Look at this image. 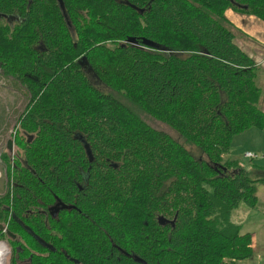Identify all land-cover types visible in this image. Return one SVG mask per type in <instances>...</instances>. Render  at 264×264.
<instances>
[{"label": "trees", "instance_id": "obj_1", "mask_svg": "<svg viewBox=\"0 0 264 264\" xmlns=\"http://www.w3.org/2000/svg\"><path fill=\"white\" fill-rule=\"evenodd\" d=\"M61 2L0 0V70L29 98L18 118L17 155L12 163L2 156L10 183L0 221L22 239L18 256L28 254L29 236L12 213L55 247L48 262L73 264L60 249L74 255L76 242L90 254L108 251L99 230L94 240L83 225L90 240L75 237V209L42 226L37 207L59 201L81 209L86 224H107L114 245L142 264L251 258L252 236L231 214L240 203L256 206L264 168L254 165L262 173L252 177L228 154L234 136L264 128L260 67L236 43L239 31L224 12L264 21V0ZM94 78L200 155L101 91ZM126 255L124 264H140Z\"/></svg>", "mask_w": 264, "mask_h": 264}, {"label": "rangeland", "instance_id": "obj_2", "mask_svg": "<svg viewBox=\"0 0 264 264\" xmlns=\"http://www.w3.org/2000/svg\"><path fill=\"white\" fill-rule=\"evenodd\" d=\"M241 37L242 36H238ZM243 40V39H242ZM248 42L247 40H245ZM243 42V41H242ZM262 68L259 70L258 84H264L262 78ZM93 76V75H92ZM101 91L113 94L116 98L121 100L126 106L134 111L141 119L148 123L151 127L168 133L175 140L182 143L195 157L200 155V151L193 145L187 144L178 133L171 129L167 124L154 119L149 114L137 106L130 103L121 94L104 86L99 80L92 79ZM28 95L26 90L13 78L5 76L0 70V198L6 193L9 188V178L7 174L8 166L4 159L3 154L8 153L10 163L13 157L17 155V148L14 145V138L16 136V129L18 126V118L23 112L26 104L28 103ZM261 97V101H262ZM259 102V107L263 109V105ZM12 139V150L7 149L8 141ZM230 148L233 150L232 158L237 159L238 162L248 171L250 176L258 177L262 173L261 170L254 168V163L264 158V128H249L243 134L234 136ZM246 153L254 154L252 158L245 157ZM264 162V161H263ZM255 165H262L258 163ZM261 166V167H262ZM264 168V167H263ZM259 171V172H258ZM256 196L260 198L259 203L255 207H249L244 203H240L235 209L232 210L231 220L234 223L241 225V231H249L252 235L253 255L251 258L243 259L235 262L234 264H264V184L261 182L255 183ZM7 222L0 221L4 226ZM0 232L1 229H0ZM4 231L0 234V241L8 245L9 251L6 256L7 264L13 263L14 247L9 243V238L5 236Z\"/></svg>", "mask_w": 264, "mask_h": 264}, {"label": "flooded vegetation", "instance_id": "obj_3", "mask_svg": "<svg viewBox=\"0 0 264 264\" xmlns=\"http://www.w3.org/2000/svg\"><path fill=\"white\" fill-rule=\"evenodd\" d=\"M83 186L84 185L80 186V189H82V191L84 190ZM54 204L48 205L46 207H37V210L41 214L40 218L45 220V221L42 220V226H45V227L52 226L53 224L51 222H49V218H58V216L60 215L61 219H63V218H65V215H63L64 213H62V211H69L71 209H75V214H73V215L69 214L70 216H73L74 222L72 224H70V223L69 224L74 227L72 232L75 235V237L78 238V240H79V238L90 240L89 231L86 232L85 230H82L83 225L86 226V228L90 229L94 240L97 238V230L104 233V235L107 237V240H105V245H106L105 251L107 250V247H108L107 252L104 251L105 253L101 254V253H97L98 252L97 251L96 254H90V252H89L90 250L86 248L88 246L79 245L76 242L72 248L74 253H75L74 255H76V256L69 255L66 250L60 249V251L62 252L61 255H63L64 259H68L73 264H96V263H98V264H113V258L112 257H113V252L115 250V249L113 250V247H117L116 249H118V250L115 251L116 252V259L115 260L117 262L115 264H124L125 263V259L121 255L125 256L126 253L122 250L121 247L115 246L114 243L112 242L109 229L106 228L107 224H104L101 221H95V220H91L90 222H88L89 224H86L85 222H83V219H85V218L88 219L89 216L86 215L85 213H83L81 211V209H79L77 206L75 208H72L71 205L66 204L69 207H63L64 203L60 202V204L58 206L56 205L55 207H53ZM13 214L14 213H12V215ZM12 218H13V216H12ZM58 225L63 226V225H65V223H63V221H62ZM91 226H93V227H91ZM88 229H86V230H88ZM32 230L34 231V233H36L38 235V233L34 229H32ZM1 231L2 232L4 231L5 236H7L9 238L8 239L9 243H11L12 246L14 247V256H13V263L12 264H62L61 260L58 262H53V261L48 262V260L50 261V259L55 258V257L48 254L47 251H55L56 250L55 247L52 244H50L49 242H47L48 244L52 245L54 250H52L50 248H46V247H43L44 249H46V251L39 250L38 248L34 247V245H33V241H36V240L31 235H29L26 231L25 232L29 236V239H27V244H26L28 254L24 257H21V255L18 256L16 251H18V249L20 247L15 243L21 241L22 239L20 237L16 236V234L12 233V232H10V233L15 235L14 238L9 237L8 236L9 231H7L6 225H4V227L1 229ZM100 241H101V239H99L97 241V243ZM92 248H94L93 244H92ZM127 257H129L132 261H135V262L138 261V263H140L139 261H141L140 257H138V255H135V254H132V255L127 256ZM35 258H38L39 260L34 261ZM96 258L98 259V262L97 261L95 262ZM107 261H109L110 263H107ZM127 262H128L127 264H129V261H127ZM140 264H142V263H140Z\"/></svg>", "mask_w": 264, "mask_h": 264}, {"label": "crops", "instance_id": "obj_4", "mask_svg": "<svg viewBox=\"0 0 264 264\" xmlns=\"http://www.w3.org/2000/svg\"><path fill=\"white\" fill-rule=\"evenodd\" d=\"M224 14L233 23L236 29H238L239 31L238 36H242V38L237 37L235 39L236 43L249 56H251L254 59V61L260 68H262L263 72L261 76L264 80V21L252 15H245V14L234 12L232 9H226ZM245 40H247L248 42H246ZM260 87L262 91L261 97L263 99L262 101L260 100L261 104L263 105V109L262 108L261 109L264 111V84H262ZM240 134H243V132ZM228 156L229 157L233 156V150L231 148H230ZM263 161H264V158L262 159V161L261 160L256 161L254 165L258 163H264ZM255 166L261 167L262 165H255ZM263 167L264 166H262L261 168ZM262 196L264 199V195ZM259 200L260 198L257 196V203H259ZM246 232H249V231H246Z\"/></svg>", "mask_w": 264, "mask_h": 264}, {"label": "water", "instance_id": "obj_5", "mask_svg": "<svg viewBox=\"0 0 264 264\" xmlns=\"http://www.w3.org/2000/svg\"><path fill=\"white\" fill-rule=\"evenodd\" d=\"M59 2H60V4L62 5V0H58ZM133 39H130V42H132L133 43ZM143 43L144 44H146V45H149V46H154V47H157V46H155V44H153V43H151V42H149V41H143ZM12 142H13V140L12 139H10L9 141H8V143H7V149L9 150V151H11L12 150ZM60 204V202L58 201L57 203H55L54 205H53V207H55L56 205L58 206ZM63 207H69V206H67V205H65V204H63ZM13 216V218L16 220V222L24 229V231H26L29 235H31L35 240H36V242L37 243H39L42 247H46V248H50V249H52V250H54V248L52 247V245H50V244H48L46 241H44L40 236H38L36 233H34V231L29 227V226H27V225H25L23 222H22V220L21 219H19L15 214H13L12 215ZM4 226H2L1 224H0V229H2ZM8 236L9 237H11V238H14V234H12V233H10V232H8Z\"/></svg>", "mask_w": 264, "mask_h": 264}, {"label": "bare ground", "instance_id": "obj_6", "mask_svg": "<svg viewBox=\"0 0 264 264\" xmlns=\"http://www.w3.org/2000/svg\"><path fill=\"white\" fill-rule=\"evenodd\" d=\"M9 248L6 243L0 241V264H7V260L5 259Z\"/></svg>", "mask_w": 264, "mask_h": 264}, {"label": "built area", "instance_id": "obj_7", "mask_svg": "<svg viewBox=\"0 0 264 264\" xmlns=\"http://www.w3.org/2000/svg\"><path fill=\"white\" fill-rule=\"evenodd\" d=\"M253 156H254V154H251V153H246L245 154V157H251L252 158Z\"/></svg>", "mask_w": 264, "mask_h": 264}]
</instances>
